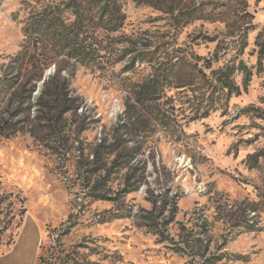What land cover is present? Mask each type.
I'll return each mask as SVG.
<instances>
[{"label": "rangeland", "instance_id": "374dc122", "mask_svg": "<svg viewBox=\"0 0 264 264\" xmlns=\"http://www.w3.org/2000/svg\"><path fill=\"white\" fill-rule=\"evenodd\" d=\"M70 1L0 0V264H264V0H125L114 32L82 1L63 49L36 23Z\"/></svg>", "mask_w": 264, "mask_h": 264}, {"label": "trees", "instance_id": "16d2710c", "mask_svg": "<svg viewBox=\"0 0 264 264\" xmlns=\"http://www.w3.org/2000/svg\"><path fill=\"white\" fill-rule=\"evenodd\" d=\"M82 1H87V7L97 10V18L98 23L100 25L104 26L109 31H117L124 21V16L122 14V7H123V1L125 0H72L70 3H68V8L74 9L76 20L74 24L71 25V27H66L63 25V22L61 21V17L59 15L53 16L54 18H49L48 14L45 18L41 19L40 22H37L36 24L39 25L40 23V30L45 31L46 34H50L51 36H54L58 44L62 45L63 49H72L74 39H78L80 34L82 33L83 28L87 25L89 22H93V17L90 16V13H87L82 8ZM138 1V4H149V5H159V4H176L180 3L185 0H135ZM246 1V0H244ZM246 14H248L246 12ZM251 16L250 14H248ZM178 21V19H177ZM39 30V29H38ZM38 33V32H37ZM67 33V34H65ZM66 35H71L72 39L74 41L68 40ZM76 44V42H75ZM83 49H76L74 50L75 57L81 56L83 53ZM74 58V56H73ZM247 69V68H246ZM247 71V70H246ZM234 73V68H231L229 66L219 69L217 71H213V78L211 79L210 86L214 88V92L218 93L217 98H213L211 102L206 104L205 106H197V109L199 111L197 112V115L195 116L194 120L196 119H205L210 116V114L216 109L214 108V103L218 99L221 101V98H230L232 95L237 94L239 95V88L234 84V82L231 79L232 74ZM250 75V73L248 72ZM138 92L135 93V102L138 105H152L154 103L155 98L154 95L156 94V87L154 86L153 81H146L143 84H138ZM184 86L179 85L177 88H182ZM152 92L153 95H152ZM44 97H49L53 100L54 103L58 102L60 99V94L58 93V90L51 89V91H45ZM43 97V98H44ZM53 109L56 110V106H52ZM200 112V113H199ZM130 108L126 110L125 116H121L120 119H128L131 118ZM130 124L124 127H128ZM133 155L131 152L126 153L123 157L126 159H129ZM95 157H97V152H95ZM119 161V160H118ZM118 162H116V165ZM90 173L96 174L99 171L98 163L94 160V162H91L90 165ZM135 186H128L125 190V193L129 194L132 192H135L134 189ZM253 210L256 209L255 207L252 208ZM116 215H123L122 213L116 214ZM125 215V214H124ZM126 216V215H125ZM124 216V217H125ZM114 218H118V216H115ZM146 219V218H143ZM244 229L246 232H256L258 231L255 224L246 223L243 224ZM217 259L214 257L213 259L207 260L209 264H215V261Z\"/></svg>", "mask_w": 264, "mask_h": 264}]
</instances>
